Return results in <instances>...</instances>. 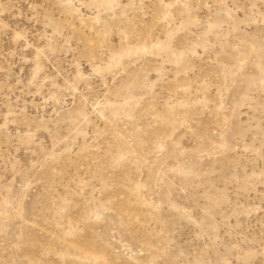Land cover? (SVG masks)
I'll list each match as a JSON object with an SVG mask.
<instances>
[{"label": "rangeland", "instance_id": "rangeland-1", "mask_svg": "<svg viewBox=\"0 0 264 264\" xmlns=\"http://www.w3.org/2000/svg\"><path fill=\"white\" fill-rule=\"evenodd\" d=\"M0 264H264V0H0Z\"/></svg>", "mask_w": 264, "mask_h": 264}]
</instances>
